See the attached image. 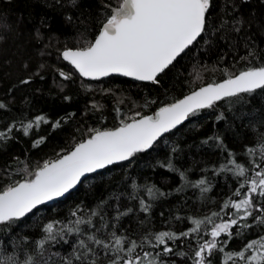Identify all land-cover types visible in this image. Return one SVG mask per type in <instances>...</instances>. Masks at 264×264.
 Here are the masks:
<instances>
[{
  "label": "trees",
  "instance_id": "16d2710c",
  "mask_svg": "<svg viewBox=\"0 0 264 264\" xmlns=\"http://www.w3.org/2000/svg\"><path fill=\"white\" fill-rule=\"evenodd\" d=\"M119 2L79 0L78 7L73 8L60 7L54 0H0V25H6L0 26V102L6 105L0 109V130L12 124L19 127L21 121L26 123L37 115H44L52 122L61 121L59 127L45 124L29 136L14 130L11 139L0 142V187L21 179L12 175L10 181L6 172L11 174L25 165L31 171L38 164L57 158L87 139L91 129L115 128L121 117L149 114L203 85L222 82L249 66H264V0L248 3L234 0L235 11L226 8L231 0H213L210 27L219 24L221 15L227 11L229 19L235 15L245 21L239 34H224L225 39H221L220 33L206 35L204 40L208 42L201 40L194 44L158 77L157 84L122 76L85 80L63 61L61 53L65 48L84 47L91 42L107 14L103 5L115 6ZM249 37L257 55L254 59H241L246 56L244 43ZM60 71L70 73L71 79H63ZM94 103L99 107L93 108ZM220 115L224 118L217 120ZM260 131H264V91L244 94L235 103L218 102L212 109L202 110L165 134L152 149L138 153L130 162L90 174L65 197L40 206L8 231H0V238L27 237L31 248V242L41 238L44 224L67 222L77 206L92 209L107 200L111 205L106 206L109 217L115 215L116 202L111 197L121 193L124 195L118 202L120 210L132 209L116 225L121 234L140 242L144 236L160 231L177 234L188 231L193 219L219 212L229 199L242 198L234 195L239 187L237 178L230 172L218 170L227 162L229 153L251 168V161L259 157L247 156L245 147L255 143ZM216 136L220 139H210ZM39 137L45 139L39 147H34ZM13 158H19V162ZM169 160L186 173L189 181L205 179L209 191L202 193L199 188L183 186L185 182L178 172L161 167ZM133 184L137 186L135 189ZM149 186L164 195L149 197L146 192ZM129 194L136 198H129ZM140 199L150 204L148 212L141 211ZM207 227L210 231L211 225ZM259 236H264V226L254 225L243 230V235L234 237L225 251H239ZM66 239L68 243L46 245L43 258H38L41 264L45 261L61 264L63 258L71 254L75 237ZM199 242L197 234L170 242L174 252L187 255H170L164 259L170 264L172 261L192 264ZM3 247L0 245V249ZM7 247L11 248V243ZM211 260L212 264H223V254L217 253ZM237 264L243 262L237 261Z\"/></svg>",
  "mask_w": 264,
  "mask_h": 264
},
{
  "label": "snow or ice",
  "instance_id": "6c2138e0",
  "mask_svg": "<svg viewBox=\"0 0 264 264\" xmlns=\"http://www.w3.org/2000/svg\"><path fill=\"white\" fill-rule=\"evenodd\" d=\"M54 2L60 7L75 8L79 5V0ZM248 2L250 0H241V3ZM103 7L107 14L94 39L84 47L65 48L61 53L63 61L68 62L80 77L90 80L119 75L136 81L158 83V77L206 35L220 33L221 39H225L224 34H239L245 24L242 18L235 15L229 19L230 13L225 11L219 24L210 27L213 0H120L115 6L106 3ZM227 7L235 11L234 0L227 3ZM253 45L251 37L245 40L246 56L241 59L256 57ZM59 75L65 80L71 79L70 73L60 71ZM257 90L264 91V66H249L222 82L208 83L182 99L159 107L152 115L136 113L127 118L121 117L119 126L115 128L91 129L88 138L76 143L70 151L38 164L31 171L25 165L11 174L6 172L10 181L12 175L21 176V179L0 187V231H8L18 221L38 210L39 206L69 194L89 174L121 162H130L138 153L152 149L161 137L202 110L212 109L225 100L238 102L244 94L251 95ZM5 107L0 102V109ZM92 107L99 106L94 103ZM116 111L119 113V109ZM223 118L222 115L217 116V120ZM45 124L56 128L61 121L52 122L44 115H37L26 123L21 121L19 127L12 124L0 130V142L11 139L14 130L29 136ZM44 139L39 137L33 146L39 147ZM220 146L223 147L222 142ZM245 152L249 157H259L251 161V168L239 163L229 153L227 162L218 170L230 172L237 178L239 187L234 195L242 198L229 199L219 212L203 219H193V226L188 231L179 234L160 231L148 234L137 242L121 234L116 226L120 218L132 209L121 211L118 202L124 193L114 194L111 199L116 202L115 215L109 217L107 207L111 205L107 200L100 201L92 209L77 206L67 222L44 224L41 238L32 241L31 248L27 237L15 240L0 238V245L4 246L0 249V264H41L38 258H43L46 245L68 243L67 236H74L75 240L71 254L64 257L61 264H170L164 257L187 255L174 252L170 242L192 234L200 237L192 264H212L211 257L217 253L223 254V264H237V261L264 264V236L247 242L239 251H225L234 237L243 235V230L254 225L264 226V131L257 133L255 143L246 146ZM13 159L19 162V158ZM161 167L178 172L185 182L183 186L199 188L202 193L209 191L205 179L189 181L186 173L175 168L171 160L161 164ZM132 187L135 189L137 186L133 184ZM146 192L149 197L164 195L154 186L147 187ZM129 198L135 199L136 196L129 194ZM139 202L141 211L148 212L150 204L144 199ZM217 219L220 222H216ZM208 225H211L210 231ZM205 235L210 238L203 239ZM9 243L11 248L7 247ZM146 245L155 251L146 250Z\"/></svg>",
  "mask_w": 264,
  "mask_h": 264
},
{
  "label": "water",
  "instance_id": "95a60500",
  "mask_svg": "<svg viewBox=\"0 0 264 264\" xmlns=\"http://www.w3.org/2000/svg\"><path fill=\"white\" fill-rule=\"evenodd\" d=\"M78 75H79V74H78ZM113 76H119V75H113ZM81 78H82V77H81ZM105 78H106V77H105ZM126 78H128V77H126ZM83 79H85V80H90V79H87V78H83ZM101 79H103V78H101ZM129 79H132V78H129ZM133 80H134V79H133ZM141 82H142V81H141ZM150 83H152V82H150ZM153 84H157V83H153ZM203 86H206V85H203ZM196 90H198V88L195 89V90H193V91H196ZM191 92H192V91H191ZM191 92L185 94L184 96L191 94ZM184 96H182V97L179 98V99H182ZM177 100H178V99H177ZM175 101H176V100H175ZM175 101H173V102H175ZM173 102H170V103H173ZM170 103H167V104H170ZM164 105H165V104H164ZM162 106H163V105H162ZM160 107H161V106H160ZM158 109H159V107H158L157 109H155L153 112H151V113H149V114H145V115H152V114H154V112L157 111ZM179 126H180V125H179ZM70 150H71V149H70ZM70 150H69V151H70ZM98 171H100V170H98ZM89 175H90V174H89ZM89 175H88V176H89ZM78 186H79V185H78ZM78 186H77V187H78ZM74 190H75V189H74ZM74 190H72V191H74ZM72 191H71V192H72ZM71 192H70V193H71ZM66 195H68V194H66ZM66 195H65V196H66ZM65 196H64V197H65ZM61 198H63V197H61ZM61 198H57V199H55V200H53V201H56V200L61 199ZM53 201H50V202H47V203H51V202H53ZM47 203H46V204H47ZM44 205H45V204H44ZM41 206H42V205H41ZM39 207H40V206H39Z\"/></svg>",
  "mask_w": 264,
  "mask_h": 264
},
{
  "label": "bare ground",
  "instance_id": "6f19581e",
  "mask_svg": "<svg viewBox=\"0 0 264 264\" xmlns=\"http://www.w3.org/2000/svg\"><path fill=\"white\" fill-rule=\"evenodd\" d=\"M64 154V153H63Z\"/></svg>",
  "mask_w": 264,
  "mask_h": 264
}]
</instances>
